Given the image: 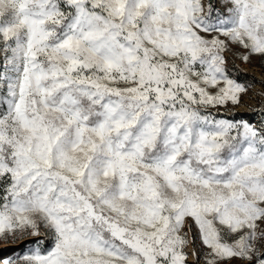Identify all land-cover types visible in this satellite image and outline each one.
Masks as SVG:
<instances>
[{
	"label": "snow or ice",
	"instance_id": "obj_1",
	"mask_svg": "<svg viewBox=\"0 0 264 264\" xmlns=\"http://www.w3.org/2000/svg\"><path fill=\"white\" fill-rule=\"evenodd\" d=\"M227 53L264 67V0H0V264H264Z\"/></svg>",
	"mask_w": 264,
	"mask_h": 264
},
{
	"label": "rangeland",
	"instance_id": "obj_2",
	"mask_svg": "<svg viewBox=\"0 0 264 264\" xmlns=\"http://www.w3.org/2000/svg\"><path fill=\"white\" fill-rule=\"evenodd\" d=\"M226 55L229 58L228 65L230 69L234 65L246 74L240 77L241 81L254 79L256 83L246 95L242 96L240 104L235 106L229 105L227 110L221 109V117L244 120L259 126L264 121V83H261V81H264V67L260 64V58L252 57L251 62L246 63L240 59L233 58L231 53H227ZM0 250H2L0 251V256L8 257L20 254L25 248L19 246V242L14 243L12 241L0 240ZM189 259L191 260L192 257H189Z\"/></svg>",
	"mask_w": 264,
	"mask_h": 264
}]
</instances>
